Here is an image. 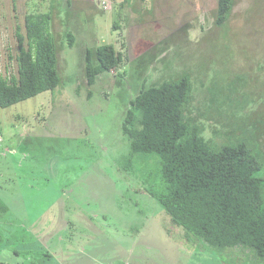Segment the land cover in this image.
Returning <instances> with one entry per match:
<instances>
[{
	"label": "rangeland",
	"instance_id": "1",
	"mask_svg": "<svg viewBox=\"0 0 264 264\" xmlns=\"http://www.w3.org/2000/svg\"><path fill=\"white\" fill-rule=\"evenodd\" d=\"M101 1L0 0L1 75L16 74L24 15L50 11L62 79L0 107V193L10 208L0 264H255L239 248L199 249L158 212L144 189L151 166L119 164L127 149L119 120L142 83L181 70L199 119L232 108L264 116V0H235L224 28L212 24L217 0H103L107 9ZM105 43L127 54L125 76L88 87L84 51Z\"/></svg>",
	"mask_w": 264,
	"mask_h": 264
},
{
	"label": "trees",
	"instance_id": "2",
	"mask_svg": "<svg viewBox=\"0 0 264 264\" xmlns=\"http://www.w3.org/2000/svg\"><path fill=\"white\" fill-rule=\"evenodd\" d=\"M234 4L235 0H217L212 24L224 28ZM51 19L50 11L24 15V33L16 31V74L0 73V107L55 89L62 81ZM67 38L71 47L73 34ZM126 56L110 43L87 47L83 58L87 86L105 75L123 78L118 70ZM192 85L183 70L156 84H141L119 120L127 140L119 164L126 171L134 164L151 166L155 174L149 171L144 178L153 175V182L145 181L144 189L187 241L218 254L239 248L243 260L264 264V116L251 110L239 114L232 108L226 113H200L199 119L191 108ZM87 92L90 98L92 90ZM224 99L234 98L227 94ZM227 117L232 120L224 123ZM9 210L0 193V222Z\"/></svg>",
	"mask_w": 264,
	"mask_h": 264
},
{
	"label": "built area",
	"instance_id": "3",
	"mask_svg": "<svg viewBox=\"0 0 264 264\" xmlns=\"http://www.w3.org/2000/svg\"><path fill=\"white\" fill-rule=\"evenodd\" d=\"M102 7L107 8V4L105 3V1H102Z\"/></svg>",
	"mask_w": 264,
	"mask_h": 264
},
{
	"label": "clouds",
	"instance_id": "4",
	"mask_svg": "<svg viewBox=\"0 0 264 264\" xmlns=\"http://www.w3.org/2000/svg\"><path fill=\"white\" fill-rule=\"evenodd\" d=\"M103 1V0H102ZM102 1H101V4H102ZM103 8V7H102ZM104 9H107V8H104Z\"/></svg>",
	"mask_w": 264,
	"mask_h": 264
}]
</instances>
